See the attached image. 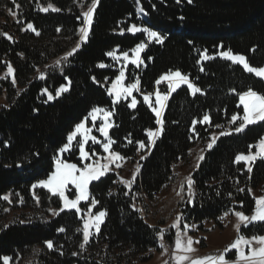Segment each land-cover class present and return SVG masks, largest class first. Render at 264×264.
<instances>
[{
  "label": "trees",
  "instance_id": "trees-1",
  "mask_svg": "<svg viewBox=\"0 0 264 264\" xmlns=\"http://www.w3.org/2000/svg\"><path fill=\"white\" fill-rule=\"evenodd\" d=\"M89 9L93 20L80 44ZM141 45L143 63L128 67V83L150 94L164 76L179 73L196 87L170 95L152 146L148 133L158 130V119L151 108L141 98L135 109L115 103L109 93L119 76L111 54ZM226 52L264 69V0H0V264H147L162 251L160 233L172 244L179 212L182 227L201 230L208 222L224 230L226 213L251 215V189L264 194V155L249 170L238 157L264 139V120L204 152L192 175L193 203L186 188L177 191L192 149L245 116L241 96L264 98V79L223 58ZM9 69L13 77H4ZM103 108L112 112V151L130 163L144 158L132 186L117 173L90 185L91 201L81 208L95 203L105 220L87 242L79 212L38 184L54 173L77 126ZM79 155L75 144L65 159L80 167ZM243 231L264 235V224Z\"/></svg>",
  "mask_w": 264,
  "mask_h": 264
},
{
  "label": "rangeland",
  "instance_id": "rangeland-1",
  "mask_svg": "<svg viewBox=\"0 0 264 264\" xmlns=\"http://www.w3.org/2000/svg\"><path fill=\"white\" fill-rule=\"evenodd\" d=\"M92 20L93 9H89L85 14L80 44L87 40ZM142 30L143 28L132 29L134 32ZM156 38L155 35L150 34L151 41ZM145 48L146 45H141L129 53L116 51L111 54L113 64L119 70V76L110 84L109 93L115 103L129 101L131 108L136 107L141 98L160 120L159 124L162 127V114L170 94L185 85L193 93H196V87L187 80H183L179 73L164 76L158 83V89L150 94L143 93L137 83H128L126 81L127 69L130 65L140 66L143 63L142 54ZM222 57L241 65L248 72L264 79V69L252 68L245 56L226 52L222 54ZM5 76L13 77L12 70L9 69ZM160 86L168 87L169 93H162L159 89ZM66 90L67 88L62 89L59 92L60 95ZM257 97L243 96L240 102L242 106L247 107V110L245 109L244 117L234 118L235 122L239 121L238 125L234 128L216 130L210 140L203 145H196L191 151L190 161L184 166L181 165L179 172L182 173L183 179L180 181L177 191L186 188L191 203H193L196 195L192 175L204 152L210 149L221 136L240 129L245 130L246 127L256 125L264 120L262 117L264 116V98L258 94ZM4 106H6L5 98L1 97L0 109ZM204 122H209V119H205ZM112 126L111 111L104 108L92 111L70 135L67 146L59 152L54 173L48 180L38 184L39 187L45 188L62 198L65 210L79 212L84 222L87 241L100 230L105 220L104 213L95 214L93 212L95 203H92L87 209L81 208V204L91 201L90 185L107 174L117 173L119 182L130 187L139 176L141 171L140 160L144 158L143 156L137 162L130 163L121 155L113 152L112 141L110 140ZM148 135L151 146L160 137L158 130L150 131ZM75 144L79 148V157L83 162V166L80 167L65 159V156L72 153ZM98 145L104 151L102 155L97 153L95 147ZM141 149L144 151L146 147L142 145ZM263 149L264 140L258 144V147L252 152L253 154L243 156L242 159L247 162L248 170L251 169L250 164L253 163L250 162L253 159L261 158L264 155H260ZM172 190L171 188L169 192ZM251 195L257 203L255 211L251 215H245L239 210L226 213L221 220L224 230L216 229V224L212 222L205 224V230H201L190 223H185L182 227L181 213L179 212L170 224V227L175 231L172 244L166 242L163 232L160 233L162 251L156 253L153 260L147 264H264V235L247 236L244 231L242 232L243 227L248 229L255 225L264 224V194L262 189H251Z\"/></svg>",
  "mask_w": 264,
  "mask_h": 264
},
{
  "label": "crops",
  "instance_id": "crops-1",
  "mask_svg": "<svg viewBox=\"0 0 264 264\" xmlns=\"http://www.w3.org/2000/svg\"><path fill=\"white\" fill-rule=\"evenodd\" d=\"M182 79L183 80H187V78H183L182 77ZM255 96V97H257V94L256 93H248V94H245V95H242L241 96V98H240V101H241V99H242V97L243 96ZM260 96V95H259ZM258 98V97H257ZM246 110H247V107L246 106H243ZM165 109V108H164ZM163 113H164V111H163ZM163 115V114H162ZM262 117H264V116H262ZM259 119V118H258ZM244 128V127H243ZM240 130H242V129H240ZM159 134H160V132H159ZM264 140V139H263ZM258 144H260V143H258ZM258 144H257V146H256V148L258 147ZM104 152V151H103ZM253 154V153H252ZM264 154V149H263V151L261 152V154L260 155H263ZM243 156H245V155H241V156H239L238 157V161L239 162H241V163H246L247 164V162H245L242 158H243ZM248 156H250V155H248ZM119 158V157H118ZM251 159V158H250ZM259 159V157H256L255 159H253L250 163H254L256 160H258ZM250 165H252V164H250ZM140 174V173H139Z\"/></svg>",
  "mask_w": 264,
  "mask_h": 264
}]
</instances>
